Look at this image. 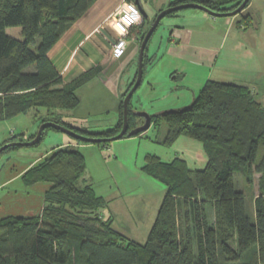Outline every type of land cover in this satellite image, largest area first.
Returning <instances> with one entry per match:
<instances>
[{
    "label": "trees",
    "instance_id": "1",
    "mask_svg": "<svg viewBox=\"0 0 264 264\" xmlns=\"http://www.w3.org/2000/svg\"><path fill=\"white\" fill-rule=\"evenodd\" d=\"M96 1L0 0V122L43 109L48 116L40 120L39 128L52 121L93 138H111L121 132L123 100L136 81L138 58L134 60V79L121 96L116 128L92 133L53 117L58 111L75 110L80 105L78 91L103 70L98 66L64 84L48 56ZM148 1L140 0L147 14ZM243 1L176 0L167 8L195 3L226 14ZM159 13L144 18L139 28L140 45ZM252 25L250 16L239 22L245 29ZM133 31L131 28L130 35ZM147 51L148 47L144 74L151 59ZM129 116L125 138L145 124L132 100ZM150 117L151 124L163 121L166 125V136L160 142L163 146L172 147L182 137L193 139L202 144L207 163L202 170H193L181 158L165 162L153 154L145 156L142 172L166 188L146 243L130 239L115 229L113 218H104L102 211L110 201L98 195L92 185L78 187L87 170L82 152L70 146L56 147L21 176L27 188L41 183L51 187L44 194L39 215L0 220V264H264V155L259 159L260 147H264V107L252 90L209 80L190 107ZM49 130L58 131L47 128L36 146ZM97 144L107 146L110 142ZM11 148L1 155L23 147ZM255 174L259 175V194L253 197L252 220L246 194L236 189L235 176L244 177L252 188ZM206 203L214 207L213 225L206 215Z\"/></svg>",
    "mask_w": 264,
    "mask_h": 264
},
{
    "label": "rangeland",
    "instance_id": "2",
    "mask_svg": "<svg viewBox=\"0 0 264 264\" xmlns=\"http://www.w3.org/2000/svg\"><path fill=\"white\" fill-rule=\"evenodd\" d=\"M125 2L128 3L126 0ZM253 3L257 9L261 10V0H253ZM158 5L159 4L156 3L154 4L151 10L153 14L167 9L166 7L157 12ZM203 12L199 9H186L180 11L181 14L179 17H188V15H193V13L206 15L202 14ZM149 14L151 15V13ZM144 18L143 16V21ZM181 19L184 20L187 18L165 17L162 20L161 25L158 26L156 32L152 36L151 43L148 45L147 52L149 57L153 54L152 51L154 49L155 51L158 50L161 42L163 45L166 43L169 38L168 35L170 34V26L179 22ZM193 21L194 20L190 19L188 22L193 23ZM141 24L133 27L134 31L131 35L129 29V33L126 36L127 40H129L131 36H135L138 39ZM116 25H119L123 31H119ZM111 29L112 33L109 30L104 33L100 40L101 43H99V48L102 54H105L109 59H114L112 54L114 44L123 33H126L123 29V25L119 21L118 11L113 15ZM234 33L233 31L226 45L222 48L219 62L214 66V73H212L211 79L222 80L225 83L251 84V80L255 76L252 74L253 72H245V69L252 68L248 65L251 61L237 56L232 51L233 41H240V47L238 49L241 52L253 55V66H255V63L258 64L260 60L262 62L261 58H264V56H262V53H264V39L262 37L260 38L258 47L255 49L251 46L247 36L242 33H237L240 35V38H238V35L235 38ZM138 48L140 49V39H138ZM162 51L164 53V48ZM138 57L139 52L136 58ZM165 57H167L165 53L161 54L156 63L152 58L149 60L142 84L132 98V106L137 108L138 111L158 116L168 111L183 110L193 104L194 101L192 100L194 94L196 96L195 98L199 96L206 82V79L204 81V75L208 73L209 69L199 67L195 64L192 65L180 62V64L187 69V73L174 79ZM245 73L251 75L242 79L246 75ZM122 84L125 86L128 84L125 77L122 80ZM250 86L252 87V85ZM47 116L46 110L40 109V111L32 110L28 114L21 115L9 121H1L0 147L1 145L3 146L4 143H10L11 140H15V142H21V140L23 142H28L31 137L34 139L39 130L40 120ZM53 117L61 118V115L59 112H55ZM90 121L92 122L89 123V126L92 128L99 125L102 126L103 129V127L106 128L104 125H107L108 116L102 119L92 118ZM166 132L167 128L165 123L160 121L157 126L152 125L146 134L147 136L144 138H137L136 136L124 138L112 141L107 146L97 143H88L83 144L89 146L88 148L85 146L79 148L86 159L87 170L84 178L78 183V187L83 189L87 185H92L98 194L110 196L112 199L110 207L108 206L102 211L105 216L111 215V212L118 214V211L120 213L124 212L129 216L136 215L141 217V219H143V224L139 228L134 227L133 224L124 222L126 220L117 219L114 223V227L117 231L141 244L146 243L148 234L161 206V202L166 194L164 185L149 178L143 172H139L140 166L145 164V156L147 154H153L160 157L165 162H172L176 158H181L186 160L193 170H202L207 163L202 144L193 139L182 137L172 147L163 146L160 142L165 138ZM59 137H65L70 141H74L71 136L61 131L49 130L40 145L10 150L4 155H1L0 220L7 217L37 216L41 213L44 204V194L51 187V184L41 183L27 188L23 185L21 176L32 166L50 156L49 153L53 152V148L57 146L56 144ZM263 155L264 147L262 146L260 147L259 159H261ZM120 165H124L131 174L138 173V175L147 179L150 184L143 183L142 187L140 186L136 190L129 191L128 187H126L127 184L123 185L124 183H122V179L125 178L126 174L122 172ZM137 177L138 176H136V179ZM258 178L259 175L255 174L253 187L250 188L248 184H246L244 177L240 175L235 176L236 189L246 194L247 212L252 220H254L253 197L259 194ZM146 191L149 192L145 193ZM120 206L124 208L123 211L120 210ZM205 210L210 225H213L215 220L213 205L211 203H206ZM231 246L233 248L236 247L234 241L231 242Z\"/></svg>",
    "mask_w": 264,
    "mask_h": 264
},
{
    "label": "crops",
    "instance_id": "3",
    "mask_svg": "<svg viewBox=\"0 0 264 264\" xmlns=\"http://www.w3.org/2000/svg\"><path fill=\"white\" fill-rule=\"evenodd\" d=\"M174 1L176 0H149L145 4L148 17H152L156 14L151 12L155 3L159 4L157 8L158 12L168 7L169 4ZM125 3V0H97L86 15L78 20L66 32L62 39L48 54L56 69L59 71L64 84L72 83L74 80L78 79L93 68L98 66L103 67V70L97 78L86 84L78 91L80 105L75 110L58 111L63 121L66 123H69L77 128L86 129L92 133H102L116 128L119 122L118 109L121 96L125 92L135 72L134 60L138 56L139 52L137 37L131 36L129 38L126 55L119 60L113 58L109 59L105 54H102L99 48V43H101L100 40L104 33L107 30L112 33L111 26L114 13L120 8H123ZM149 13H151V15ZM180 14L181 13L174 17L187 19H184L185 21L181 19L179 22L171 25L169 28V38L166 43L163 45L161 42L158 50L155 51L154 49L152 51L153 54L150 55V58H152L156 63L161 54L165 53L167 56L165 57V60L167 61L168 66H170V71H172L174 79H177L187 73V69L180 64V62H185L209 69L208 73L204 75V81L206 79L205 84L209 80H213L211 78L212 73H214V66H216L219 62L220 52L226 45L233 31L235 32V38L240 33L247 36L251 46L255 49L258 47L260 38L262 37L264 39V0H261V10L257 9L253 0H251L250 4L242 12V14L234 17H215L205 12L202 14L206 15L193 13V15H188V17H179ZM243 16H250L253 19L252 27L245 29L239 26V22L242 20ZM190 19L194 20L193 23L188 22ZM116 28H118L119 31H123L119 25H116ZM238 38H240V35H238ZM239 47L240 41L234 40L232 51L237 56H241L251 61L248 65L252 68L245 69V72H253L252 74H254L255 77L252 78L251 84L239 83L238 85L249 87L256 100L264 107V58H261L262 62L260 60L258 64L255 63V66H253V55L241 52L238 49ZM163 48L164 53L162 51ZM262 56H264V53H262ZM245 74L246 75L242 79L251 75L248 73ZM124 77L127 79V86L122 84ZM214 81L224 82L222 80ZM195 97L196 96L194 94L192 101L196 100ZM135 109L138 113L142 112L138 111L137 108ZM106 116H108L107 125H104L106 128L103 127L102 129V126L99 125H96L93 128L89 126V123L92 122L90 119H102ZM152 125L153 123L150 128ZM149 129L136 137L144 138L147 136L146 134ZM56 145L57 146H55V148L70 146L75 149L85 146L83 144H77L70 141L65 137H59ZM85 147L88 148L89 146ZM51 153L52 152L49 154ZM142 166L139 168L140 173L142 172ZM120 169L126 174L125 178L122 179V183H124L123 185L127 184L126 187H128L129 191L136 190L140 186L142 187L143 183L150 184L147 179L141 177L138 173L131 174V172H129L124 165H120ZM136 176H138L137 179ZM148 192L149 191H146L145 193ZM98 195L105 197L108 201H110L111 205L112 199L110 196H104L103 194ZM119 208L121 211L124 210L122 206ZM117 213L119 215L111 212V215L103 216L105 219L110 217L113 218L114 223L117 219H121L123 221L126 220L124 222L133 224L136 228H139L143 224V219H141V217L136 215L129 216L124 212L120 213L117 211Z\"/></svg>",
    "mask_w": 264,
    "mask_h": 264
},
{
    "label": "water",
    "instance_id": "4",
    "mask_svg": "<svg viewBox=\"0 0 264 264\" xmlns=\"http://www.w3.org/2000/svg\"><path fill=\"white\" fill-rule=\"evenodd\" d=\"M250 0H244L243 3L234 11L226 13V14H218V13H214L200 5H197L195 3H188V4H181L175 7H169L163 11H161L155 21L153 22V24L151 25L149 31L147 32V34L145 35L141 45H140V49H139V57H138V71H137V77H136V81L133 85V87L131 88V90L129 91V93L126 95L125 99L123 100V109H124V121H123V127L121 132L111 138H93V137H88L85 135H82L78 132H75L72 129H69L63 125L57 124L55 122L52 121H48L43 123L37 133V136L28 142H14V143H8L4 146H2L0 148V155L8 148L10 147H17V146H22V147H33L35 145H37L42 137L43 132L47 129V128H54L57 129L58 131H61L69 136H71L72 138L85 142V143H104V142H112V141H117V140H121L124 139L125 136L128 133L129 130V124H128V119H129V104L134 96V94L136 93V91L139 89V87L142 84V80H143V76H144V59H145V52H146V48L148 47V44L153 36V34L155 33L156 29L158 28V26L160 25L161 21L167 17V15L172 14L174 12H178V11H182V10H186V9H199L202 11H205L215 17H234L237 16L239 13L243 12L245 10V8L247 7V5L249 4ZM136 6L138 7V9L141 11V13L143 14V16L145 18L148 17L147 13L145 12V10L142 8L141 4H140V0H136L135 1ZM136 114L142 118H145V124L141 127H138L136 129H134L133 131H131L129 133V136H135L137 134L143 133L145 131H147L150 126H151V117L149 114H146L144 112H136Z\"/></svg>",
    "mask_w": 264,
    "mask_h": 264
},
{
    "label": "built area",
    "instance_id": "5",
    "mask_svg": "<svg viewBox=\"0 0 264 264\" xmlns=\"http://www.w3.org/2000/svg\"><path fill=\"white\" fill-rule=\"evenodd\" d=\"M128 3H125V6L118 10L119 21L123 25V29L126 33H123L114 44L112 54L114 59L117 60L122 59L126 55L128 48V40L126 36L129 33V29L143 22V14L136 4L134 2Z\"/></svg>",
    "mask_w": 264,
    "mask_h": 264
},
{
    "label": "bare ground",
    "instance_id": "6",
    "mask_svg": "<svg viewBox=\"0 0 264 264\" xmlns=\"http://www.w3.org/2000/svg\"><path fill=\"white\" fill-rule=\"evenodd\" d=\"M201 11V10H200ZM140 36V35H139ZM127 74V73H126ZM134 79V78H133ZM204 86V85H203ZM256 93V92H255ZM122 106V105H121ZM119 110V109H118ZM124 111V110H123ZM130 117V116H129ZM130 119V118H129ZM75 128V127H74Z\"/></svg>",
    "mask_w": 264,
    "mask_h": 264
}]
</instances>
